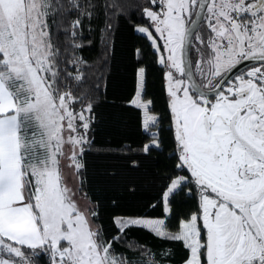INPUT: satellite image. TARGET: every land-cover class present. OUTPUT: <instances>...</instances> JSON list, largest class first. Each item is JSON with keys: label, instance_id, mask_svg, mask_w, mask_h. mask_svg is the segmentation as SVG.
Masks as SVG:
<instances>
[{"label": "snow or ice", "instance_id": "snow-or-ice-1", "mask_svg": "<svg viewBox=\"0 0 264 264\" xmlns=\"http://www.w3.org/2000/svg\"><path fill=\"white\" fill-rule=\"evenodd\" d=\"M148 4L142 8L148 24L134 28L167 68L177 167L190 174L171 180L164 214L171 212L170 196L190 181L200 194L199 211L181 220L176 232L162 218L114 217L117 235L111 240L93 227L90 216L97 213L78 207L61 168L67 159L82 174L91 144L93 104L81 90L86 77L79 67L86 62L69 49L82 47L76 39L84 20L98 11L123 15L126 6L120 0H0V264H34L38 255H47L50 264H129L112 245L131 227L182 242L189 251L184 264H264V0ZM69 16L75 19L63 31L71 39L63 44L53 28ZM202 23L207 39L198 35ZM193 40L209 49L206 58L197 49L195 68L206 83L192 69ZM245 61L257 66L231 77ZM145 72L137 70L130 104L143 109L147 131L158 118L149 114L152 100L142 98ZM151 136L145 154L159 147Z\"/></svg>", "mask_w": 264, "mask_h": 264}, {"label": "trees", "instance_id": "trees-1", "mask_svg": "<svg viewBox=\"0 0 264 264\" xmlns=\"http://www.w3.org/2000/svg\"><path fill=\"white\" fill-rule=\"evenodd\" d=\"M98 2L103 4L106 0ZM120 3L126 6L123 15L98 11L91 21L84 20L76 39L82 47L69 49L86 62V66H79L86 77L81 90L90 94L93 104L88 131L91 144L86 146L82 161L85 167L78 175L79 193L89 203V212L97 213L90 219L106 240L117 235L114 217L165 218L168 231L176 232L180 221L197 213L200 207V194L190 181L170 196L171 212L165 217L164 192L172 179L179 176L190 179V174L177 167L166 67L159 63V54L149 40L134 28L148 24L142 15V8L149 7L148 0H120ZM74 19L75 16H69L66 22L58 21L53 28L63 44L71 39L63 30ZM109 24L111 30L107 28ZM139 67L146 70L143 96L152 100L150 111L158 117L153 129L159 147L147 154L142 147L153 137L142 126V109L130 104L137 90ZM68 71L75 75L77 70L68 66ZM73 95H76L74 88ZM76 107L79 109L80 105ZM129 242H133V247H129ZM136 245L143 246L152 256ZM112 248L129 264H142L144 259H155L159 264H184L189 256L182 242L159 238L143 227L128 228L113 242ZM34 264H50L49 257L38 255Z\"/></svg>", "mask_w": 264, "mask_h": 264}, {"label": "rangeland", "instance_id": "rangeland-1", "mask_svg": "<svg viewBox=\"0 0 264 264\" xmlns=\"http://www.w3.org/2000/svg\"><path fill=\"white\" fill-rule=\"evenodd\" d=\"M141 26V25H140ZM144 26V25H142ZM153 35L154 32H153ZM162 52V48L160 50ZM159 54V53H158ZM166 72H167V68L165 69V84H166V89H167V77H166ZM137 86H138V81H137ZM144 100H148V99H145L144 96L142 97ZM142 112H143V109H142ZM149 114L150 115H155L157 117L156 114L152 113L150 111V108H149ZM144 115V113H143ZM158 118V117H157ZM149 133L153 134L155 133L156 131L153 129V128H150L149 130H147ZM157 133V132H156ZM65 148V152L66 154H70V151H69V146L68 145H65L64 146ZM70 164V161L67 160V159H61V168H62V171H63V174H64V177H65V182L67 183L68 187L72 189V191L74 193H76L75 196H73V199L76 200V203L78 205V207L81 209V210H87L89 212V203L87 202V200L82 197L79 193V177L78 175L75 173V170L68 167V165ZM179 177H185V176H179ZM177 177V178H179ZM176 179V178H175ZM169 207V206H168ZM147 218V217H145ZM162 219H165V218H162Z\"/></svg>", "mask_w": 264, "mask_h": 264}, {"label": "flooded vegetation", "instance_id": "flooded-vegetation-1", "mask_svg": "<svg viewBox=\"0 0 264 264\" xmlns=\"http://www.w3.org/2000/svg\"><path fill=\"white\" fill-rule=\"evenodd\" d=\"M154 34L156 35L155 32H154ZM209 34L210 33L207 29L206 23H202L200 26L198 35L203 37L204 39H207ZM197 49L200 50V52L204 55L205 58L208 56L209 49H207L204 45L199 44L197 41L193 40V47H192L191 52H190L191 61H192V69H193L194 74L196 75L198 82L206 83V81H204L203 78H201L198 73H195L196 63H197V59H198ZM162 52H163V48H162ZM250 66H257V65H255V64L247 65V66L243 67L235 76L245 74L246 69H249ZM235 82L236 81L234 79H230V81L228 83L230 84V83H235ZM225 87H228V84H225ZM209 98L212 99V97H209Z\"/></svg>", "mask_w": 264, "mask_h": 264}, {"label": "water", "instance_id": "water-1", "mask_svg": "<svg viewBox=\"0 0 264 264\" xmlns=\"http://www.w3.org/2000/svg\"><path fill=\"white\" fill-rule=\"evenodd\" d=\"M251 64H253L252 62H249V61H245V62H243L241 65H239L237 68H235L234 70H233V72L232 73H230L229 75L231 76V77H234L243 67H245V66H247V65H251ZM230 81V80H229Z\"/></svg>", "mask_w": 264, "mask_h": 264}]
</instances>
